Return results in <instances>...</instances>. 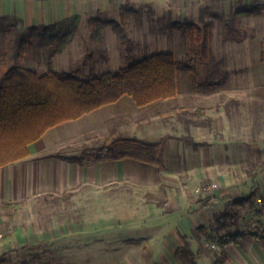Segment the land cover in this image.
Here are the masks:
<instances>
[{
	"label": "crops",
	"instance_id": "1",
	"mask_svg": "<svg viewBox=\"0 0 264 264\" xmlns=\"http://www.w3.org/2000/svg\"><path fill=\"white\" fill-rule=\"evenodd\" d=\"M7 5L5 1L0 3L1 9ZM37 7L32 8L33 15H28V23L33 26L56 22L68 27L61 25L63 20L75 27L83 18L74 16L88 9L72 0L67 4L48 2L44 15L36 12ZM17 17L26 22L22 15ZM173 98L137 106L130 96L124 95L113 103L47 129L28 145L27 156L0 166V251L40 245L54 249L78 246L95 249L94 242L106 239L101 238L103 234L100 233L110 228L105 217L112 216L118 218L113 220L117 223L114 236L117 244L113 247L130 250L124 254L114 250L112 257H104L97 256L100 252L95 249V254L82 257V264L151 263V258L134 254V249L139 248L163 249L165 252L155 258L160 264H214L219 254L218 246L215 245L213 251L198 249L189 239L191 230L195 232L196 227H205L208 223L207 211L214 198L206 206L199 207L197 200L200 198L196 196L208 194H193L192 188L185 185L192 178L200 180L211 176L204 169L216 166L215 157L211 156L212 133L200 138L198 128L190 129L189 135L195 141L205 142L196 151L171 139L164 152L162 168L130 158L84 165L52 156H78L82 149L100 145L106 136L156 142L171 132L165 126L153 128V116L144 114V109ZM186 148L190 150L186 152ZM259 187L263 192V187ZM4 203L15 205L1 206ZM217 208L218 217L225 211L236 212L234 218L228 219L226 231L251 233L246 226L254 217L256 231L264 236V210L258 215L248 205L239 210ZM196 216L200 220L196 221ZM184 240L192 249L193 263L191 260L174 263L175 250ZM225 254L226 259L221 264H264V239L245 234L239 243L228 245Z\"/></svg>",
	"mask_w": 264,
	"mask_h": 264
},
{
	"label": "rangeland",
	"instance_id": "2",
	"mask_svg": "<svg viewBox=\"0 0 264 264\" xmlns=\"http://www.w3.org/2000/svg\"><path fill=\"white\" fill-rule=\"evenodd\" d=\"M4 1L8 5L2 9L0 7V57L7 54L8 66L20 64L40 73L47 72L48 55L53 48H43L31 38H28V43L21 44L22 39L27 37L29 28L34 25L28 23L30 21L28 15H33L32 8L35 5L39 6L36 12L40 11L44 15L48 2L51 5L58 1L67 4L71 0H0V3ZM76 2L72 0V3L84 4L88 9L80 10L79 14L74 16L83 18L75 27L72 23H65L63 20L60 22L61 25L75 30L64 50L52 58L51 68L58 74L67 73L81 78L98 76L109 70L125 67L152 52H172L179 65L185 54L186 41L181 31L171 26L172 21L185 19L198 22L202 14L203 19L210 22L211 56L207 62L199 64L200 84L193 87L185 72L177 69L178 95L173 100L157 102L146 107L144 114H152L153 128L162 129L165 126L173 135L189 134L192 127L198 128L201 132L200 138H207L208 134L212 133L214 139L211 156L215 157L216 166L210 167L211 170L204 169L208 170L211 176L200 180L192 178L186 182L188 185L185 184L192 188L193 194L197 193V187L217 185L208 194L214 199L209 204L211 208L207 211L209 217L205 229L211 231V228L215 227L219 213L217 206L226 210L235 209L232 204L234 196H246L252 191L255 197L260 196L262 190L259 185L264 191V170L257 173L258 178H255L257 175L248 177L246 170L252 163L264 160V0H76ZM16 3L20 7L16 6ZM124 3L140 9V13L127 14L121 18L119 7ZM254 3L262 7L260 15L249 18L232 15L239 6ZM17 15H22L28 24ZM86 16L119 21L132 39L131 43L129 45L122 43L107 25L102 30L103 50L99 51L89 39V29L84 20ZM227 19L230 20L233 29L229 36L226 34L225 26ZM35 26L40 28L43 25ZM19 46H22L20 52ZM86 52L93 54L92 61H84ZM180 106L199 107L202 113L184 115L183 118L190 119L191 124H187L185 119L166 118L167 114H176ZM188 149L186 148V152L190 150ZM188 160L191 164V159ZM219 191L224 195H219ZM123 212L126 214L128 210ZM194 218L196 221L200 220L197 216ZM114 219L118 218L105 217L106 225L110 228L100 233L103 234L100 237H105V240L94 242L95 249L100 252L97 256L112 257L114 250H120L119 254L130 250L113 247L117 244L114 239L117 234L115 231L117 223L113 221ZM191 234L189 239L192 240V244H197L198 249L213 251L205 244L202 236L198 238L194 230H191ZM106 245L108 247L104 248ZM95 249L79 246L54 249L40 245L1 250L0 256L4 258L3 264H82V257L85 254H95ZM86 250L89 253H85ZM191 250L188 241L184 240L183 245L175 250L173 262L179 260L189 262L187 254L188 252L193 254ZM162 252L165 251L158 248L134 249L135 255L151 258L149 264H160L155 258Z\"/></svg>",
	"mask_w": 264,
	"mask_h": 264
},
{
	"label": "trees",
	"instance_id": "3",
	"mask_svg": "<svg viewBox=\"0 0 264 264\" xmlns=\"http://www.w3.org/2000/svg\"><path fill=\"white\" fill-rule=\"evenodd\" d=\"M140 9L126 3L119 7V14L124 18L127 14L137 15ZM262 13L261 5L254 3L236 8L233 16L249 18ZM89 29V39L99 51L103 50L102 30L109 25L122 43L129 45L132 39L117 20L90 16L86 21ZM171 26L178 28L186 41V50L180 64L172 52H152L140 59L116 70H109L98 76L81 78L72 74H58L52 70V58L62 52L69 43L74 28L59 26L51 22L37 28H29L27 37L21 44L28 43V38L36 41L43 48L52 47L48 55L49 70L40 73L35 69L13 64L7 65V54L0 57V166L13 162L28 155V145L38 139L47 129L76 119L92 110L117 101L127 95L137 106H144L156 101L170 99L177 94L176 71L185 72L193 87L200 84L199 64L207 62L211 56V24L200 14L198 22L189 20H173ZM226 34L229 36L233 29L230 20L225 21ZM235 32V31H234ZM22 46H19L18 52ZM84 61H92L93 54L86 52ZM92 66V65H91ZM202 113L199 107L187 108L180 106L176 114H167L168 119H185L186 114ZM191 124L190 119H185ZM171 139L181 141L194 151L205 142H197L189 134L174 136L165 133L156 142H143L134 137L106 136L102 143L95 147L81 150L78 156H57L68 161H76L90 165L103 160L130 158L145 162L159 168L163 167L164 152ZM264 169V160L254 162L246 170L248 177H255ZM264 197V191L259 194ZM206 196L197 200L199 207H204L212 199ZM236 209L248 205L260 215L264 210L255 205V193L246 196H236L232 199ZM14 203H4L1 206H14ZM236 212H223L216 220L215 227L208 231L204 226L195 229L196 236L203 237L205 242L215 244L219 254L214 264H221L226 259L225 248L230 244L239 243L249 234L264 239L259 232L241 233L229 232L225 228L228 219L234 218ZM225 230V231H224ZM224 231V232H222ZM187 256L193 263V256ZM4 263L0 256V264ZM155 264V263H152Z\"/></svg>",
	"mask_w": 264,
	"mask_h": 264
},
{
	"label": "built area",
	"instance_id": "4",
	"mask_svg": "<svg viewBox=\"0 0 264 264\" xmlns=\"http://www.w3.org/2000/svg\"><path fill=\"white\" fill-rule=\"evenodd\" d=\"M216 187H217L216 184L203 185V186L197 187L196 188V192L197 193H203V194H210L211 190L216 188ZM255 205H256L257 208H262L263 207V205H264V197L262 195L256 197ZM252 213H254V211ZM255 220H256V218H255ZM255 220H254V217H252L250 219L249 223L246 226V229L248 231L256 232L258 227H257V224H256ZM0 239H2V234H0ZM205 244L207 246H209L210 248H214L215 247V244H210V243H207V242Z\"/></svg>",
	"mask_w": 264,
	"mask_h": 264
}]
</instances>
